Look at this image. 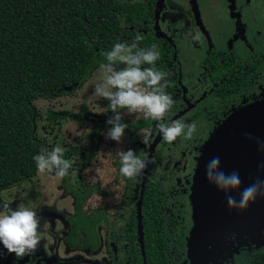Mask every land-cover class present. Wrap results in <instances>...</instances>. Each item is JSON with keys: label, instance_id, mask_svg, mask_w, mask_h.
Segmentation results:
<instances>
[{"label": "flooded vegetation", "instance_id": "af4514ba", "mask_svg": "<svg viewBox=\"0 0 264 264\" xmlns=\"http://www.w3.org/2000/svg\"><path fill=\"white\" fill-rule=\"evenodd\" d=\"M120 1L146 7L147 19L141 18L142 24H136L131 29L148 39L147 46H140L141 48H150L152 45L158 47L160 59L156 67L169 73L167 79L171 82V87L166 91L176 101V110L174 113L172 111L166 122H196L197 132L192 140L178 138L171 144L161 138L151 153L160 135L157 122L146 120L142 116L125 115L124 122L128 129L124 137L128 140V145L123 150L132 149L142 158L147 153L153 163L148 165L142 176L134 180L126 179L119 172V156L114 151L118 149L117 145L104 144L101 156L112 162V157L116 156V159L111 164L109 174L104 172L97 179H92L89 175L95 169L91 165L93 153H97L99 149L94 138L100 137L101 141L104 140L102 135L109 127L106 120L112 114L104 99L99 106V114L93 113L87 107L83 108V116L92 126L88 134L92 146L87 152L85 164L82 165L84 170L87 169V179L80 176L72 183L69 173L66 177L70 190L65 185L66 177L63 178L62 189L66 196L73 198L76 215V197L71 189H78V185L83 187L82 193L88 194L83 208L87 204L89 206L88 211L83 209L85 221H99L94 225L92 238L87 237L83 230L79 243L73 246L69 243V238L74 229L71 219L75 216L69 217L64 242L70 251L99 252L102 254L101 264H131L133 259L130 251L134 234L143 258L138 233V206L141 201L143 215L145 190L151 183L156 189L158 212L155 220L158 227L166 231L176 225L182 229L180 239L171 238L167 231L164 232L162 244L171 259L169 264H191L187 246L193 226L190 194L200 149L219 124L235 110L264 100V0ZM189 29L198 30L201 34L198 43L186 37ZM237 35L240 38L233 43L236 51L228 49L229 42ZM88 81L85 83L88 84ZM132 129L137 130L134 132ZM145 130L152 133L147 145L141 143ZM109 188L114 190L109 191ZM117 193L122 195L121 200L113 203ZM96 196L103 199L110 197L112 200H107L101 207H90ZM144 220L143 215L145 244L147 227ZM43 240L29 263H63L57 253L52 254L51 258L43 259ZM226 245L230 247L229 243ZM260 249L264 251V247ZM253 251H258L254 245L243 246L241 252L232 259H219L218 262L236 264L238 257ZM145 253L147 262L146 244ZM0 264H26V256L18 259L14 254H7L0 245Z\"/></svg>", "mask_w": 264, "mask_h": 264}, {"label": "trees", "instance_id": "16d2710c", "mask_svg": "<svg viewBox=\"0 0 264 264\" xmlns=\"http://www.w3.org/2000/svg\"><path fill=\"white\" fill-rule=\"evenodd\" d=\"M145 9L142 4L120 0H0V191L38 174L33 157L41 149L47 151L59 115L69 118L52 110L44 118L36 103L75 94L99 70L102 53L116 43L135 39L138 34L131 28L142 24L141 18L147 19ZM142 37L140 46L146 47L148 39ZM65 185L70 190L67 177ZM82 190L80 185L71 189L76 197L69 238L73 246L83 230L92 238L99 221H85L83 203L88 194ZM155 191L149 183L143 205L147 263L169 264L162 244L164 232L180 239L182 229L158 227ZM132 237L131 264H143L139 243ZM236 264H264V251L247 252Z\"/></svg>", "mask_w": 264, "mask_h": 264}, {"label": "clouds", "instance_id": "9594fccd", "mask_svg": "<svg viewBox=\"0 0 264 264\" xmlns=\"http://www.w3.org/2000/svg\"><path fill=\"white\" fill-rule=\"evenodd\" d=\"M123 26L121 21V27ZM186 37L197 43L201 40L198 30L189 29ZM142 39V35L138 34L133 41L116 43L110 51L102 53L104 62L99 64L101 79L93 85L92 92L96 97L106 100L111 110L112 115L106 120L109 127L104 135L105 139L114 141L117 145L122 144L128 129L124 116L138 115L146 120L156 121L163 141L169 144L178 138L192 140L197 132L196 122H166L176 103L166 91L171 87V82L167 79L169 73L156 67L160 59L158 47L152 45L150 48H141ZM151 135L150 131L145 130L141 143L149 144ZM258 147L264 151V145L258 144ZM63 152L60 146L51 151L41 149L40 153L33 157L38 172L52 174L58 178L66 177L71 161L63 158ZM117 154L120 175L129 180L142 176L148 165L153 163L147 153H144L142 158L132 149L119 150ZM205 175L210 184L225 194L229 211L236 209L243 212L258 196L264 197V181L257 179L241 191L239 174L221 170L219 157H213L207 163ZM234 192L240 193L239 200L231 195ZM42 219L44 227L48 223L47 219L30 208L21 204L13 209L9 204H3L0 207V245L7 254H14L18 259L35 255L40 245Z\"/></svg>", "mask_w": 264, "mask_h": 264}, {"label": "water", "instance_id": "95a60500", "mask_svg": "<svg viewBox=\"0 0 264 264\" xmlns=\"http://www.w3.org/2000/svg\"><path fill=\"white\" fill-rule=\"evenodd\" d=\"M161 138L159 135L151 153ZM258 144L264 145V100L235 110L201 147L190 194L193 226L187 246L191 264H222L219 259H232L243 246L264 247V197L258 196L243 212L229 211L225 194L205 175L207 163L219 157L221 170L239 174L241 191L257 179L264 181V151ZM231 195L240 198L239 192ZM142 217L140 201L138 233L147 264Z\"/></svg>", "mask_w": 264, "mask_h": 264}, {"label": "rangeland", "instance_id": "374dc122", "mask_svg": "<svg viewBox=\"0 0 264 264\" xmlns=\"http://www.w3.org/2000/svg\"><path fill=\"white\" fill-rule=\"evenodd\" d=\"M237 38L238 35L229 42L228 49L235 50V48H233V43L240 37ZM236 49L237 51L239 50L238 48ZM100 79L101 73L98 70L89 79L88 84L85 83L75 94L62 96L52 101L42 100L36 103L44 118L49 110L55 111L59 114L64 112L69 115V118L63 116L64 114L59 115V125L56 126L54 133L49 135L47 151H51L55 147L60 146L64 150L63 158L68 154V158L64 159L71 161L69 173H71L70 177L72 183H74L77 178H80V176L85 180L87 179V169L84 170L82 165L85 164L84 162L87 152L92 146L91 141L88 139V134L92 129V126L87 119L84 118L83 108L87 107L91 109L93 113L99 114V106L103 104V99L93 95L92 88ZM175 110L176 108L174 107L173 113ZM134 116L138 117V115ZM44 118L41 120L42 124ZM41 134L44 135L45 132L41 131ZM104 135H102V139L104 137V140L102 141L100 140V137L94 138V142L99 146V149H97V153H93L94 159L92 160L91 165H94L95 169H92L93 172L89 175L92 179H97L98 175H101L104 172H108L109 174L111 164H113L116 159V156L112 157L114 158L112 162L101 156L100 152H103L102 147L104 144L107 146H113L115 143L114 141L106 140ZM123 140L124 142L122 144L117 145L115 143L118 147V149H114L117 157L118 151L125 149L126 144L128 145V140L125 137ZM62 185L63 178L54 177L52 174H41L38 172V174L31 179L25 180L12 188L1 190L0 207L7 203L15 209L18 205L22 204L35 211L42 218L47 219L48 223L44 227H42V219L41 230L39 232L40 242L45 238L43 240V249L45 251V253L43 252L42 254L43 259L51 258L50 256L52 254L57 253L59 259L64 261L61 264H101L100 259L102 258V254L99 252L94 253L85 250L70 251L65 245L64 238L67 235V222L69 217L75 216V202L73 201V198L65 195ZM113 190L114 188H109V191ZM121 197L122 195L117 193V198L113 199V203H119ZM107 200L112 199H110V197L109 199H103L102 197L96 196L94 197L93 202L90 203V207H101ZM83 209L88 211V204ZM30 258L31 256H26V264H30Z\"/></svg>", "mask_w": 264, "mask_h": 264}]
</instances>
